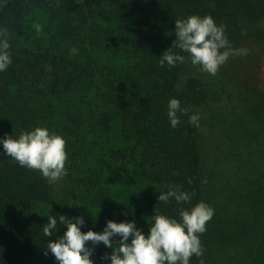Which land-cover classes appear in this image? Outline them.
Returning <instances> with one entry per match:
<instances>
[{"label":"trees","instance_id":"obj_1","mask_svg":"<svg viewBox=\"0 0 264 264\" xmlns=\"http://www.w3.org/2000/svg\"><path fill=\"white\" fill-rule=\"evenodd\" d=\"M194 13L225 25L233 48L247 38L264 44V0H0V30L12 55L0 71V108L27 109L24 96L13 94L16 87H27L38 100L74 93L92 104L89 114L79 109L66 124L78 142L66 141L68 172L61 189L38 170L14 159L0 161V264H58L46 245L66 228L59 221V215L68 218L61 190L73 200L72 216L84 217L82 231L94 221L96 231L107 219L119 222L112 205L119 202V216L135 219L146 233L154 213L177 216L188 206L158 201V189L170 183L194 191L192 203L207 202L205 172L213 154L206 152V138L203 144L202 112L227 86L211 83L201 72L190 74L187 53L181 52L186 59L175 66L159 63L176 38L174 20ZM96 59L102 63L93 68ZM259 65L253 50L246 59L230 55L218 69L228 85L225 108H234L221 119L253 150L200 234L204 264H264V148L250 142L252 136L264 147ZM170 97L189 109L178 113L175 128L166 114ZM192 112L200 113L199 127L189 123ZM90 144L98 154L89 151ZM48 213L57 217L56 236L43 234ZM111 251L100 243L92 259L106 264L101 256ZM200 259L193 255L191 264Z\"/></svg>","mask_w":264,"mask_h":264},{"label":"clouds","instance_id":"obj_2","mask_svg":"<svg viewBox=\"0 0 264 264\" xmlns=\"http://www.w3.org/2000/svg\"><path fill=\"white\" fill-rule=\"evenodd\" d=\"M175 40L159 56L161 66H175L186 59L181 52L187 53V59L200 70L215 75L219 67L230 55L247 54L246 48H233L225 33V25L217 24L210 14L201 16L190 14L174 20ZM39 30V25H36ZM173 46L180 52L172 50ZM12 62L10 43L4 30H0V71H4ZM189 111L181 105L177 97L167 101V117L175 128L181 122L179 114ZM189 123L200 126V113L192 112ZM0 155L10 156L21 166L35 169L45 177L48 183L59 182L67 175L66 140L62 134L44 125L22 129L11 134L0 135ZM191 183V179L188 181ZM159 190V202L165 204L175 200L181 206L178 215L163 212L154 213L148 223V231L137 226L135 219L119 222L107 219L102 230L96 231L95 221L92 228L82 231L85 226L83 216L66 218L59 215V221L66 226L62 235L56 236L57 217L48 213V222L42 231L48 239L46 248L58 264H96L92 259L97 245L102 243L106 248L101 260L106 264H191V257H201L199 264H204L203 247L200 234L206 229L214 215L215 209L206 201L192 203L194 191L183 190L180 184H169L166 190ZM88 242H91L90 244Z\"/></svg>","mask_w":264,"mask_h":264},{"label":"rangeland","instance_id":"obj_3","mask_svg":"<svg viewBox=\"0 0 264 264\" xmlns=\"http://www.w3.org/2000/svg\"><path fill=\"white\" fill-rule=\"evenodd\" d=\"M253 38L258 37L253 36ZM247 39L243 40L244 44L240 45V48H246L248 50L247 54L252 53L253 50L257 53V56L260 59L259 75L264 76V44L257 45L251 43L249 41L250 39ZM247 54L242 55V58L246 59ZM111 61L115 63L113 58ZM100 62L101 61L96 59L93 68H98ZM108 70V68H105V71ZM197 73L204 75L203 77L209 79L213 84L218 83L220 86L228 87L227 82L223 80L222 75L218 74V71L215 75H210L207 72L201 71L199 65H193L190 62V74L196 75ZM226 91L221 96L219 92L217 95L212 96L208 101L209 104H206V107L204 108L205 110L203 109L202 112L203 117H205L203 125V144L206 138V152L208 150V153L212 152L213 154V157L208 161L209 168L205 172L206 199L207 203L213 208L223 202L225 195L229 197L228 191L231 190L234 185V177L239 176L236 168H238V166H244L245 161L250 157V152L253 150L250 149V147L253 146L245 145L233 134L229 127L225 126L226 121L221 119V117L226 118V112L231 113L234 110L230 105L227 109L225 108L226 103L227 105L229 103ZM13 94L15 96H21V98L24 96V105L27 106V109L21 108L15 110L13 109L14 107L10 108V106L8 108H0V135L5 132L9 134L12 132L18 134L22 129L26 130L36 125H44L49 129L62 134L66 141L70 142V140L73 139L75 143L78 142L76 140L77 135H73V133L66 127V124L70 123L72 115L79 109L84 113L89 114L90 109L88 105L92 104L88 100V103L83 102L81 96L74 93L65 95L52 102L38 100L36 97H32V93L27 87H16L13 90ZM22 101L17 102V106H22ZM28 104H30V106H28ZM241 121L243 122V120ZM89 136L91 137L90 134ZM250 137L253 140L250 141L251 144L256 143L257 148H264L263 146L257 145L258 141L252 136ZM233 140H236V143H233ZM97 148L98 147H94V144H90L89 151L92 154H98L99 152L95 151ZM2 151V146H0V152ZM5 159L12 158L10 156L0 155V161ZM260 170L264 172L263 158L260 159ZM62 182H64L63 178L59 182L53 183V186L57 189H61L60 186ZM60 194L62 195L60 196L62 199L61 206L65 209V212L67 211L66 216L72 218L71 209L73 207V200L70 196L71 199L67 198L68 200H66L62 190L60 191ZM119 204V202H114L112 205L115 208L117 218L124 220V218H121L118 214Z\"/></svg>","mask_w":264,"mask_h":264}]
</instances>
